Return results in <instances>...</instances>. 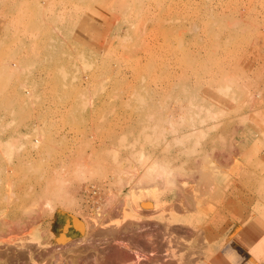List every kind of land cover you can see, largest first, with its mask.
<instances>
[{
	"label": "rangeland",
	"instance_id": "1",
	"mask_svg": "<svg viewBox=\"0 0 264 264\" xmlns=\"http://www.w3.org/2000/svg\"><path fill=\"white\" fill-rule=\"evenodd\" d=\"M262 159L264 0H0V251L10 264H47L46 251L66 246L86 258L53 264L75 254L77 264H130L131 236L157 223L172 229L154 237L170 245L159 262L231 263L232 248L248 262L257 242L231 232L234 220L264 221ZM24 245L38 262L17 259Z\"/></svg>",
	"mask_w": 264,
	"mask_h": 264
},
{
	"label": "bare ground",
	"instance_id": "2",
	"mask_svg": "<svg viewBox=\"0 0 264 264\" xmlns=\"http://www.w3.org/2000/svg\"><path fill=\"white\" fill-rule=\"evenodd\" d=\"M241 124L243 123V122H240ZM239 123V124H240ZM243 125V124H242ZM188 136V135H187ZM183 138V137H182ZM230 153V152H229ZM228 155V154H227ZM231 155V154H230ZM206 158V157H205ZM222 158H223V156H222ZM224 158H225V156H224ZM233 158V157H232ZM230 159V158H229ZM228 159V157H227V160H229ZM219 160H222V159H219ZM224 160V159H223ZM226 160V159H225ZM227 162V161H226ZM226 162H224L223 161V164L224 163H226ZM234 162V161H233ZM263 162V163H262ZM262 162H260V160H257V166L259 167V168H264V159H262ZM211 163V162H210ZM217 163H219L218 161H217ZM222 163V162H221ZM230 164V163H229ZM156 165V164H155ZM212 165V164H211ZM217 165V164H216ZM158 166V165H157ZM215 166V165H214ZM219 166H221L220 164L217 166V168L219 167ZM154 167V169H156L157 167H155V166H153ZM161 167V166H160ZM202 167V166H201ZM213 167V166H212ZM216 167V166H215ZM215 167H213V171L211 172L210 171V176H218V175H216V174H218L219 173V171H216V170H214L215 169ZM226 166H224V168H225ZM219 168H223V165L221 166V167H219ZM223 168V169H224ZM153 169V170H154ZM199 169H201V168H199ZM209 169H210V167H209ZM226 169V168H225ZM158 170V169H157ZM156 170V171H157ZM202 170V169H201ZM230 170H231V168H230ZM264 170V169H263ZM151 171H152V169H151ZM204 171V170H203ZM154 172V171H153ZM164 171H162V174H161V172H159L160 174H158L157 172V175H159L158 177H161L160 175H166V173L164 174L163 173ZM206 172V171H205ZM208 172V171H207ZM221 172V171H220ZM212 173V174H211ZM206 174V173H205ZM201 175H203L202 173H201ZM240 175V174H239ZM193 176V175H192ZM191 176V177H192ZM208 176V175H207ZM157 177V176H156ZM191 177H189V178H191ZM200 177V176H199ZM198 177V178H199ZM209 178V177H208ZM212 178V177H211ZM216 178V177H215ZM165 180V179H164ZM198 180V179H197ZM214 180V179H213ZM166 181V180H165ZM201 181V180H200ZM204 181V180H203ZM167 182V181H166ZM196 182V181H195ZM201 183V182H200ZM199 184V183H198ZM211 184V183H210ZM213 184V183H212ZM203 185V184H202ZM202 185H200V186H202ZM204 185H206L205 183H204ZM208 185V184H207ZM95 186V185H94ZM93 186V187H94ZM183 186H184V184H183ZM92 187V188H93ZM165 187V186H164ZM203 187V186H202ZM209 187V186H208ZM193 188V187H192ZM205 188L208 190V188L205 186ZM88 189V188H87ZM195 189V188H194ZM196 189H197V187H196ZM198 189H200V188H198ZM89 190V189H88ZM184 190H185V188H184ZM202 190V192H203V188L201 189ZM200 190V191H201ZM207 190H205V191H207ZM181 191V190H180ZM187 192L186 193H189L188 192V190H186ZM195 191H197V190H195ZM194 191V192H195ZM191 193V192H190ZM189 193V194H190ZM207 193H208V191H207ZM187 195V194H184V195H187V197L188 196H190V195ZM178 195V194H177ZM183 195V196H184ZM197 195V194H196ZM200 195H201V193H200ZM203 195V194H202ZM179 196V195H178ZM182 196V195H181ZM182 196V197H183ZM192 196V195H191ZM199 198V197H198ZM180 199H181V197H180ZM183 199V198H182ZM181 199V200H182ZM189 199H191V197L189 198ZM195 199V198H194ZM184 200V201H183ZM182 200V202H184L185 203V196H184V199ZM181 202V203H182ZM192 203H194L193 201H191ZM186 203H187V201H186ZM196 203V202H195ZM261 203V202H260ZM144 205V207H145V209H154L155 208V205H153V204H146V203H143ZM188 204V203H187ZM183 205V204H182ZM186 205V204H185ZM190 204H188V206H189ZM120 206V205H119ZM181 206V205H180ZM179 206V207H180ZM187 206V205H186ZM187 206V207H188ZM117 208V207H116ZM183 209H184V206L182 207ZM186 208V207H185ZM191 208V207H190ZM180 209V208H179ZM187 209V208H186ZM188 210V209H187ZM113 211H116L115 209L113 210ZM250 212V211H249ZM264 212V211H263ZM251 213V212H250ZM250 216V215H249ZM261 216V215H260ZM156 218V217H155ZM2 219V218H1ZM76 219H78V218H76ZM163 219H165V218H163V217H158V218H156V220H158V221H162ZM250 218H246V219H243L242 220V222H238L237 220H234L233 221V225H232V231H233V229H235V231H237V234L236 235H233V236H235L234 238H238V236H241V235H245L246 237H244V238H242V239H240V240H242V242H244L245 244L247 243V244H249L250 242H251V239L253 240V241H255V243L257 242V244L255 245V246H252V245H248L249 247L248 248H246V246H243V248H246V250L248 251V253H250V258H249V261L248 262H245V264H256V262H255V260L257 259L256 257H258V258H260L261 257V255L262 256H264V235L262 234V233H264V221L263 220H260L259 219V217L258 218H254V219H252V220H249ZM4 220V219H3ZM166 220H168V219H166ZM1 221V220H0ZM80 221V220H79ZM97 221V220H96ZM170 222H171V220H169ZM2 222V221H1ZM9 222V221H8ZM7 222V223H8ZM81 222V221H80ZM93 222V221H92ZM26 223V222H25ZM89 223V222H88ZM88 223H86L85 225H84V223H81L82 224V229L81 230H85V232H86V234H88L89 235V233H88V231L89 230H91L90 228H89V226H88ZM155 223V222H154ZM157 223V222H156ZM2 224H3V222H2ZM18 224V223H17ZM94 224V223H93ZM93 224H91V225H93ZM6 225H9V224H6ZM5 225V226H6ZM19 225V224H18ZM90 225V224H89ZM150 225V224H149ZM11 226V225H10ZM23 226V225H22ZM69 226H70V224L68 225V227H67V230L66 231H63L62 233H60V235L59 236H57V240L59 241V243L61 244V247H62V243H65V241H66V237H67V235H68V233H69ZM153 226V228H152V230L153 229H155L154 227H156V231L154 232V233H150L151 231H149V230H151V229H149V228H147L146 229V231H147V233L146 234H144L143 233V235H142V233H141V235L139 234H136V236L135 235H132V233H131V240H132V242L133 243H135V245L133 246V249H132V252L133 253H131V256H132V261H131V263L132 264H139L140 262H142L141 260L143 259V262H144V260H146L147 262H149L148 260H151L152 258V260L153 261H157L156 263H154V264H168V262L167 263H165V262H163L164 260V257L163 256H165L164 255V251L166 252V250H165V248L167 247L168 248V246H170L169 244H167V246H165L166 244H164V243H167V241L168 240H166V242H162L163 241V239H162V241L161 240H159V239H161V235H163L162 237H164V235H168V234H170V236L172 235L171 234V231H169L170 229H169V225H168V223H166V224H164V223H162V225L160 226V225H158V223L157 224H153L152 225ZM179 226V225H178ZM6 227H8V226H6ZM16 227V226H15ZM71 227V226H70ZM74 227H76L75 225H74ZM177 227V226H176ZM181 227V226H180ZM180 227H178L179 228V232H181L182 230L180 229ZM183 227V226H182ZM9 228V227H8ZM7 228V229H8ZM86 228V229H85ZM138 229H139V227H137ZM187 228V227H186ZM10 229H13L12 227H10ZM21 229V228H20ZM64 229H66V228H64ZM78 229V228H77ZM136 229V228H135ZM169 229V230H168ZM174 229H176V228H174ZM9 230V229H8ZM92 230H93V228H92ZM105 231H106V229H104ZM127 230H129L128 228H127ZM167 230L169 231L168 233H167ZM172 230V229H171ZM191 230V229H190ZM13 231H14V229H13ZM12 231V232H13ZM16 231V230H15ZM14 231V232H15ZM105 231H103V232H105ZM136 231L138 232V230L136 229ZM135 231V232H136ZM144 230H142V232H143ZM184 231V230H183ZM189 231V230H188ZM192 231V230H191ZM11 232V231H10ZM9 232V233H10ZM11 232V233H12ZM14 232H13V234H14ZM89 232H92V231H89ZM99 232H102V230L101 231H99ZM135 232H134V234H135ZM173 232V231H172ZM185 232V231H184ZM193 232V231H192ZM199 232H200V230H199ZM8 233V234H9ZM92 233H94V235H95V232H92ZM174 233V232H173ZM198 233V231L196 232V234ZM233 232H231V234H232ZM86 234H84V235H86ZM91 234V233H90ZM98 233H97V229H96V235H97ZM161 234V235H160ZM186 234V233H185ZM201 234V233H200ZM234 234V233H233ZM10 235V234H9ZM83 235V236H84ZM88 235H86V236H88ZM94 235H92L93 237H95ZM98 235H100V234H98ZM97 235V236H98ZM101 235H104L103 233H101ZM99 236V237H101V240H104V238L106 237V239L107 240H109V241H112L113 243H114V241H118V239L120 238L119 237V232H116V231H113V230H111V229H109V231H108V229H107V231L105 232V237L102 239V236ZM127 235V234H126ZM158 235H160V238L158 239H155L154 237H158ZM175 235H176V233H175ZM180 235V234H179ZM191 235V234H190ZM193 235V234H192ZM191 235V236H192ZM247 235L250 237V238H248L247 237ZM2 236L4 237V235L2 234ZM6 236H8V235H6ZM85 236V238H87ZM169 235L167 236V237H170ZM188 236V235H187ZM186 236V237H187ZM231 236V235H230ZM91 237V236H90ZM151 237L152 238H154L155 240H152L151 239ZM167 237L165 238V239H167ZM186 237H184V238H186ZM1 238V237H0ZM85 238H83L82 237V239H85ZM92 238V237H91ZM141 238V239H140ZM90 238H88V240H89ZM105 239V240H106ZM122 239V238H121ZM179 239V238H178ZM188 239V238H187ZM190 239V238H189ZM3 240H5V239H3ZM14 240V239H13ZM16 240V239H15ZM96 240V239H95ZM99 239H97V241H98ZM106 240V241H107ZM130 240V241H131ZM141 240V241H140ZM93 241V238H92V240H91V242ZM180 241V240H179ZM179 241H177V242H179ZM67 242V241H66ZM99 242V241H98ZM98 242H96L95 243V245H93V246H95L96 247V244H99ZM104 242V241H103ZM172 242V241H171ZM0 243H2V242H0ZM13 243V242H12ZM22 243H24V242H22ZM22 243H20V244H22ZM37 243V242H36ZM85 243H86V241H85ZM94 243V242H93ZM101 243H102V241H101ZM107 243H108V241H107ZM107 243H105L106 245H107ZM254 243V242H253ZM7 244V243H6ZM5 244V245H6ZM9 244V243H8ZM66 244V243H65ZM71 244H73V243H71ZM86 244H88V243H86ZM103 244V243H102ZM111 244V243H110ZM10 245H11V243H10ZM76 245V244H75ZM9 246V245H8ZM19 246V245H18ZM25 247L24 248H26L27 250H24L23 248H21V250L20 251H16L17 253H16V256H17V259H20V260H22V259H26V258H28L29 260H31V261H36L37 260V262H38V255L36 256V257H38L37 259H35L34 258V253L36 252H38V251H33V250H35L34 248H32L33 246H28V245H24ZM97 246H100V244L99 245H97ZM14 247V246H13ZM23 247V246H22ZM42 246H40V248H41ZM55 247V246H54ZM61 247H60V249H61ZM90 247V246H89ZM88 247V248H89ZM94 247V248H95ZM101 247V246H100ZM140 247H142V249H140ZM239 247V246H238ZM19 248V247H18ZM53 248V247H52ZM70 248V247H69ZM69 248H67V246H66V249L68 250ZM91 248H93V247H91ZM91 248L89 249V251H92L91 250ZM98 249H99V247H97ZM97 248H95V249H97ZM170 248V247H169ZM168 248V249H169ZM13 249V248H12ZM15 249V248H14ZM17 249V248H16ZM51 249V248H50ZM50 249H48V250H50ZM54 249V248H53ZM53 249H51V251L53 250ZM56 249H58L57 247H56ZM62 249H64V248H62ZM66 249H64L65 250V254H67L68 253V255L70 256V258L67 256V259H70L71 260V257L73 256L72 254H74V252H76L75 251V249L73 248V250H70V252H66ZM98 249H97V251L96 252H98ZM198 249V248H197ZM11 250V249H10ZM19 250V249H18ZM24 250V251H23ZM59 250V249H58ZM58 250H56L55 251V249L52 251V253H51V251H46V252H48L49 254L48 255H45L44 256V258L46 259V260H44V259H41V261L40 262H42V261H47V260H49L50 261V263H52L53 261L55 262V263H58V262H56L57 261V259H59V258H57V254H60L59 252H60V250H59V252H58ZM94 250V249H93ZM162 250H163V252H162ZM41 251V250H40ZM39 251V252H40ZM63 251V250H62ZM62 251H61V254H63V256L65 255L64 254V251H63V253H62ZM72 251H73V253H72ZM85 251H87V249L85 250ZM170 251V250H169ZM204 251V250H203ZM43 252V251H42ZM41 252V253H42ZM58 252V253H57ZM44 253V252H43ZM71 255H70V254ZM76 253H81V252H76ZM90 253V252H89ZM93 253V252H92ZM94 253H95V251H94ZM160 253H162L163 254V256H161V257H163V261L160 263L159 262V260H160V258L158 257L159 256V254ZM168 253V256H166L167 258L169 257V253L170 252H167ZM172 253V252H171ZM171 253H170V255H171ZM200 253V252H199ZM228 253V252H227ZM231 253V254H230ZM239 253L241 254V252H238V250H234L233 248H232V251L231 252H229L228 253V256L231 258V263H229L228 261H227V259H224V260H226V261H224L222 258H220L219 256L218 257H216L215 258V261H213L212 260V263H207V260H205L206 262H204V263H206V264H216V263H218V264H241L240 263V261H239ZM10 254H11V252H9V249H7L6 251H0V264H10L11 262H9V259L11 258L12 259V257L10 256ZM14 254V256H15V253H13ZM38 254H40V253H38ZM47 254V253H46ZM60 254V255H61ZM85 254V253H84ZM87 254V253H86ZM12 255V254H11ZM43 255L44 254H42V257H43ZM75 255H77V254H75ZM74 255V258H72V259H74V260H76V262H79V261H77V260H79V259H75L76 258V256ZM81 255V258H82V254H80ZM79 255V256H80ZM89 255H91V254H89ZM88 255V256H89ZM161 255V254H160ZM197 255V254H196ZM200 255H202V254H200ZM221 255H223V254H221ZM13 256V255H12ZM62 256V257H63ZM78 255H77V258L79 257ZM86 256V255H85ZM85 256H83V257H85ZM87 256V257H88ZM91 257V260H92V256H90ZM198 257V256H197ZM14 259L16 258V257H13ZM86 258V257H85ZM155 258V259H154ZM157 258V259H156ZM158 258H159V260H158ZM171 258V260L173 261V259H172V257H170ZM170 258H168V259H170ZM179 258V257H178ZM186 258V257H185ZM201 258V257H200ZM225 258V257H224ZM27 259V260H28ZM61 260H66L67 261V259L66 258H64V259H62V258H60ZM59 259V260H60ZM90 259V258H89ZM197 259H199V258H197ZM60 260V261H61ZM74 260H72V262H69L68 261V264L70 263V264H77L76 262H74ZM87 260V259H86ZM85 260V261H86ZM97 260V259H96ZM105 260V259H104ZM102 261L101 263L103 264L105 261ZM107 260V259H106ZM11 261H13V260H11ZM25 261V260H24ZM49 261H47V264H49L48 262ZM89 261V260H88ZM109 261L111 262V260H108L107 262L108 263H106L105 262V264H118L117 262H116V260H115V258L112 260V261H114V262H111V263H109ZM135 261V262H134ZM145 261V262H146ZM166 261H168V260H166ZM198 261V260H197ZM14 262V264H15V260L13 261ZM17 262V261H16ZM23 262V261H22ZM21 262V263H22ZM65 262V261H64ZM174 262V261H173ZM188 262H189V260H188ZM23 263H25V264H27V261L26 262H23ZM22 263V264H23ZM29 263V262H28ZM46 263V262H45ZM89 263V262H88ZM87 263V264H88ZM130 263V264H131ZM152 262L150 261V264H151ZM171 263V261L169 260V264ZM191 263H193V262H191ZM17 264H20L19 262H17ZM53 264V263H52ZM60 264V263H59ZM64 264V263H63ZM79 264V263H78ZM147 264V263H146ZM149 264V263H148ZM174 264V263H173ZM188 264H190V263H188ZM195 264H198L196 261H195Z\"/></svg>",
	"mask_w": 264,
	"mask_h": 264
},
{
	"label": "water",
	"instance_id": "3",
	"mask_svg": "<svg viewBox=\"0 0 264 264\" xmlns=\"http://www.w3.org/2000/svg\"><path fill=\"white\" fill-rule=\"evenodd\" d=\"M72 218H73V223H74V225H75L77 228L82 229V224H81V222L79 221V219H76V218H74V217H72ZM67 227H68V226L65 227L66 229H64V231L67 230Z\"/></svg>",
	"mask_w": 264,
	"mask_h": 264
},
{
	"label": "crops",
	"instance_id": "4",
	"mask_svg": "<svg viewBox=\"0 0 264 264\" xmlns=\"http://www.w3.org/2000/svg\"><path fill=\"white\" fill-rule=\"evenodd\" d=\"M232 232H234V235L237 234V231H235V229H233ZM231 251H232V249H230V250L228 249V253L231 252ZM239 261H240L241 264H245L243 254H240V253H239Z\"/></svg>",
	"mask_w": 264,
	"mask_h": 264
}]
</instances>
